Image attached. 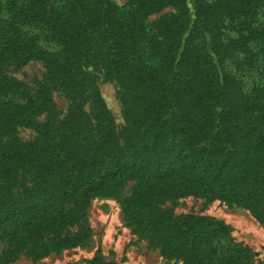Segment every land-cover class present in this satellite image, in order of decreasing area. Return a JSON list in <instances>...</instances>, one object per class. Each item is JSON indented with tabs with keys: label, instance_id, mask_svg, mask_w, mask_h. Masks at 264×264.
Wrapping results in <instances>:
<instances>
[{
	"label": "trees",
	"instance_id": "trees-1",
	"mask_svg": "<svg viewBox=\"0 0 264 264\" xmlns=\"http://www.w3.org/2000/svg\"><path fill=\"white\" fill-rule=\"evenodd\" d=\"M166 8L172 11L150 35L146 19ZM227 29L235 38L224 36ZM236 56L247 68L264 57V0H0V242L7 252L43 257L83 244L89 202L117 197L132 183L125 219L164 254L183 264L247 257V250H222L229 235L222 222L172 218L159 208L208 197L243 208L264 228V82L244 92L225 69ZM30 62L45 68L31 92L6 74ZM97 71L117 85L119 132L97 91ZM57 91L69 101L62 119ZM21 128L34 139L20 142ZM88 264L114 263L94 256Z\"/></svg>",
	"mask_w": 264,
	"mask_h": 264
},
{
	"label": "rangeland",
	"instance_id": "rangeland-1",
	"mask_svg": "<svg viewBox=\"0 0 264 264\" xmlns=\"http://www.w3.org/2000/svg\"><path fill=\"white\" fill-rule=\"evenodd\" d=\"M116 6H123L127 0H106ZM191 6V3H189ZM172 9L166 8L161 12L149 16L146 29L150 35L155 34L154 23L157 19ZM259 21L255 25H259ZM233 26H236L234 24ZM41 37L47 34L37 32ZM226 38H235V33L224 30ZM41 46L46 50H53V46L44 38ZM241 59L236 56L226 63V71L232 74L242 84L243 90L250 93L259 83L264 82V57L258 56L252 67L239 66ZM90 70V69H89ZM92 72V69L90 70ZM9 78L27 86L31 92L38 84L43 83L45 68L41 62H30L20 69H9ZM96 87L106 109L109 111L115 130L119 132L123 127L121 104L117 96V85L103 80L102 73L93 72ZM52 99L58 119H62L69 107V101L62 92H52ZM86 112H90L91 103L84 105ZM47 119L45 114L35 120L40 123ZM35 137L31 129L21 128L17 131V138L22 143H29ZM22 186H30L23 177ZM133 184L124 186L117 197H98L91 200L81 220L80 231L86 232L88 237L81 245L65 249L59 253H51L43 257H36L28 252L9 253L5 243L0 242V264H88L94 257L99 256L105 262L114 264H183V260L176 256L166 255L159 244L151 239L146 232L137 231L125 219L122 202L130 195ZM21 192L20 187L17 194ZM160 209L169 210L172 218L179 216L209 217L222 222L229 228L228 238L221 243L222 250H247V257L234 259L235 264H264V228L243 208L222 200L208 197L183 196L163 202ZM1 215V210H0ZM73 228L72 231H76Z\"/></svg>",
	"mask_w": 264,
	"mask_h": 264
}]
</instances>
